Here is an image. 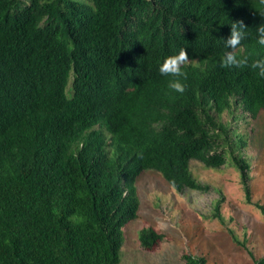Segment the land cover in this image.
<instances>
[{
  "label": "trees",
  "instance_id": "16d2710c",
  "mask_svg": "<svg viewBox=\"0 0 264 264\" xmlns=\"http://www.w3.org/2000/svg\"><path fill=\"white\" fill-rule=\"evenodd\" d=\"M241 20L237 55L249 66L222 67ZM260 25L262 0H0V264H120L145 171L180 193L215 191L223 222L221 190L189 165L231 163L250 200L235 124L264 110V77L250 67L264 59ZM181 48L190 60L178 93L159 68ZM162 238L138 236L145 250Z\"/></svg>",
  "mask_w": 264,
  "mask_h": 264
},
{
  "label": "rangeland",
  "instance_id": "374dc122",
  "mask_svg": "<svg viewBox=\"0 0 264 264\" xmlns=\"http://www.w3.org/2000/svg\"><path fill=\"white\" fill-rule=\"evenodd\" d=\"M236 116H241L240 110ZM233 119L225 113L221 121L233 123ZM240 119L235 126L247 141L242 154L251 165L250 200L231 163L220 170L195 160L189 165L199 182L221 190L223 222L212 218L220 199L215 191L180 193L158 172L145 171L136 180L140 209L138 218L124 229L120 264H183L184 253L205 257L208 264H254L264 258V110L256 119ZM143 228L163 235L151 250L140 245L138 236Z\"/></svg>",
  "mask_w": 264,
  "mask_h": 264
},
{
  "label": "clouds",
  "instance_id": "9594fccd",
  "mask_svg": "<svg viewBox=\"0 0 264 264\" xmlns=\"http://www.w3.org/2000/svg\"><path fill=\"white\" fill-rule=\"evenodd\" d=\"M264 2V0H262ZM244 22L236 21L231 24L230 37L225 43L226 49L221 61L222 67L244 68L249 66L248 56H238L237 50L240 48L242 41L245 38ZM258 40L257 43L264 46V25L257 28ZM189 55L185 48H181L179 53L167 57L159 68L162 76H170L174 79L169 81V88L178 93H183L186 90V85L182 82V78L186 80V73L182 70L183 66L189 63ZM250 67L253 70H258L257 74L264 77V59L255 60Z\"/></svg>",
  "mask_w": 264,
  "mask_h": 264
}]
</instances>
